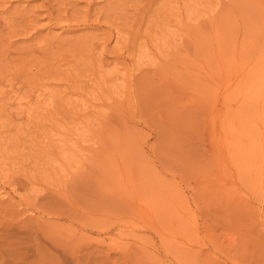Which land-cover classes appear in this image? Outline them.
<instances>
[{
    "label": "rangeland",
    "instance_id": "374dc122",
    "mask_svg": "<svg viewBox=\"0 0 264 264\" xmlns=\"http://www.w3.org/2000/svg\"><path fill=\"white\" fill-rule=\"evenodd\" d=\"M0 264H264V0H0Z\"/></svg>",
    "mask_w": 264,
    "mask_h": 264
}]
</instances>
